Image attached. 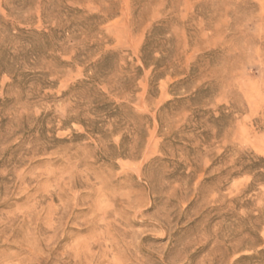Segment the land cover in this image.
Listing matches in <instances>:
<instances>
[{"label":"rangeland","instance_id":"1","mask_svg":"<svg viewBox=\"0 0 264 264\" xmlns=\"http://www.w3.org/2000/svg\"><path fill=\"white\" fill-rule=\"evenodd\" d=\"M0 264H264V0H0Z\"/></svg>","mask_w":264,"mask_h":264}]
</instances>
